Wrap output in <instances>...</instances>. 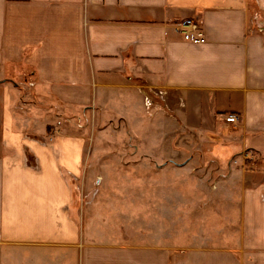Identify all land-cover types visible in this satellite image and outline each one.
I'll list each match as a JSON object with an SVG mask.
<instances>
[{"label":"crops","instance_id":"0c3cea01","mask_svg":"<svg viewBox=\"0 0 264 264\" xmlns=\"http://www.w3.org/2000/svg\"><path fill=\"white\" fill-rule=\"evenodd\" d=\"M105 150L214 209L134 235L77 206ZM0 264H264V0H0Z\"/></svg>","mask_w":264,"mask_h":264},{"label":"rangeland","instance_id":"374dc122","mask_svg":"<svg viewBox=\"0 0 264 264\" xmlns=\"http://www.w3.org/2000/svg\"><path fill=\"white\" fill-rule=\"evenodd\" d=\"M29 83L32 85V81ZM95 132L93 129L90 135L88 129V138L97 141ZM100 153L103 159L95 161L94 166L89 167L94 176H99L97 178L99 183L96 182L84 192L76 191L75 204L94 206L102 216H107L111 209L119 211L125 216L123 219L129 223L134 235H148L147 231H152V228L158 229V225H162L158 218L159 212L153 214L150 210V215L155 216L145 217L148 216L149 209H161L165 217L163 223L166 229L171 230L175 229L177 224L174 216L169 215H174L176 209H191V211L214 209V198L211 200L210 196L203 192V188H200L199 183L191 180L189 176L185 177L184 174L188 173L185 170H179L174 166L163 169H158L156 166H142L132 160L119 163L113 150ZM218 204L221 206L222 201ZM144 209H147L146 213L139 217ZM130 212L132 213L129 214ZM132 215L136 219H133Z\"/></svg>","mask_w":264,"mask_h":264},{"label":"built area","instance_id":"2783aa9c","mask_svg":"<svg viewBox=\"0 0 264 264\" xmlns=\"http://www.w3.org/2000/svg\"><path fill=\"white\" fill-rule=\"evenodd\" d=\"M175 29L188 42L203 44L207 41L201 22L196 17H188L177 21L175 23ZM146 103L147 105L150 104L148 101ZM237 120V115L233 113L226 117L227 122L235 123Z\"/></svg>","mask_w":264,"mask_h":264}]
</instances>
